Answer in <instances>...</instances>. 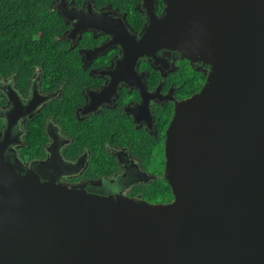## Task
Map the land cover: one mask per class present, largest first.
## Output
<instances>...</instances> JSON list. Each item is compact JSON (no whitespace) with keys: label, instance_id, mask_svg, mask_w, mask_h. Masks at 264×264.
<instances>
[{"label":"water","instance_id":"95a60500","mask_svg":"<svg viewBox=\"0 0 264 264\" xmlns=\"http://www.w3.org/2000/svg\"><path fill=\"white\" fill-rule=\"evenodd\" d=\"M164 3L119 64L163 52L210 65L167 129L174 200L70 188L25 169L0 134V264H264V0Z\"/></svg>","mask_w":264,"mask_h":264},{"label":"flooded vegetation","instance_id":"af4514ba","mask_svg":"<svg viewBox=\"0 0 264 264\" xmlns=\"http://www.w3.org/2000/svg\"><path fill=\"white\" fill-rule=\"evenodd\" d=\"M63 1L68 17L59 10ZM52 6L64 20V64L50 73L34 66L25 89L17 75L0 78V134L15 140L10 153L25 169L37 164L70 188L173 201L167 129L178 103L201 90L210 65L162 52L155 59L139 55L135 71L120 69L122 46L141 41L164 0H52ZM74 11L83 14V27L74 25Z\"/></svg>","mask_w":264,"mask_h":264},{"label":"trees","instance_id":"16d2710c","mask_svg":"<svg viewBox=\"0 0 264 264\" xmlns=\"http://www.w3.org/2000/svg\"><path fill=\"white\" fill-rule=\"evenodd\" d=\"M64 28L52 0H0V78L17 75L25 89L34 66H46L49 73L58 70L66 56L67 46L61 37ZM29 126L32 145L33 127ZM169 193V187L161 192Z\"/></svg>","mask_w":264,"mask_h":264},{"label":"rangeland","instance_id":"374dc122","mask_svg":"<svg viewBox=\"0 0 264 264\" xmlns=\"http://www.w3.org/2000/svg\"><path fill=\"white\" fill-rule=\"evenodd\" d=\"M159 164L157 163V164H154V167H157Z\"/></svg>","mask_w":264,"mask_h":264}]
</instances>
